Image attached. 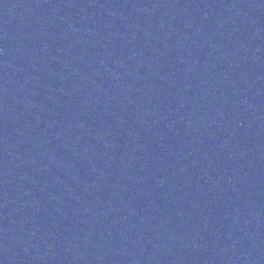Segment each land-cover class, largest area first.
Masks as SVG:
<instances>
[{
  "label": "water",
  "instance_id": "1",
  "mask_svg": "<svg viewBox=\"0 0 264 264\" xmlns=\"http://www.w3.org/2000/svg\"><path fill=\"white\" fill-rule=\"evenodd\" d=\"M0 264H264V0H0Z\"/></svg>",
  "mask_w": 264,
  "mask_h": 264
}]
</instances>
